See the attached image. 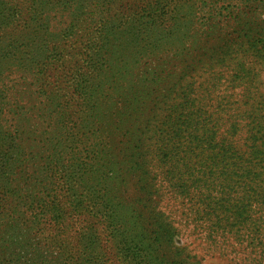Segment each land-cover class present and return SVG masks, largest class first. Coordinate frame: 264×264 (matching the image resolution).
Here are the masks:
<instances>
[{"label":"trees","instance_id":"1","mask_svg":"<svg viewBox=\"0 0 264 264\" xmlns=\"http://www.w3.org/2000/svg\"><path fill=\"white\" fill-rule=\"evenodd\" d=\"M225 1L0 0V264H170L135 173L264 264V44L210 47Z\"/></svg>","mask_w":264,"mask_h":264},{"label":"rangeland","instance_id":"2","mask_svg":"<svg viewBox=\"0 0 264 264\" xmlns=\"http://www.w3.org/2000/svg\"><path fill=\"white\" fill-rule=\"evenodd\" d=\"M149 1L152 0H143V3ZM211 11L215 15H218L219 11L223 12L224 22L218 23L215 29L217 31L222 30L224 40L211 44L210 47H220L221 50L228 49L230 52L234 49V39L245 34L255 35L252 39H261L256 41L258 46L264 44V0L251 2L226 0L216 3ZM202 13L196 20L198 23ZM195 23H191V28H195ZM148 59H146V64H143L144 67L151 65V59ZM255 62L260 69V77L258 78L262 84L259 87V92L262 94L260 98H264V58H258ZM168 86L169 84L165 87ZM221 90L224 95L230 94V90L226 89L225 85L221 86ZM236 92H238L237 89ZM235 98L236 96L231 100L234 101ZM232 106L231 111L236 112L235 105ZM138 127L142 130L143 122ZM129 185L130 189L127 192L129 201L138 199V208L145 213H151L153 210L156 213L161 210L163 211L161 212L162 218L168 223L170 221L169 232L163 238L160 247L162 252L169 257L170 264H253L250 258H246L247 255L244 252L246 249H242L236 242L230 239L214 242L207 237L206 229L194 226V223L190 222L187 215L184 214L183 211L185 210L178 208V203H182V198L179 195H176V199H174V195L166 189L153 194V188L148 189L146 187L140 173L130 175Z\"/></svg>","mask_w":264,"mask_h":264}]
</instances>
